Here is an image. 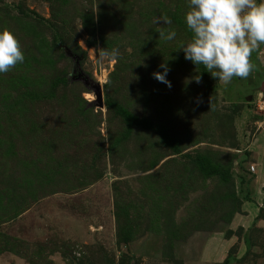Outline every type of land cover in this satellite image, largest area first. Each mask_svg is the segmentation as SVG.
Segmentation results:
<instances>
[{
	"label": "rangeland",
	"instance_id": "1",
	"mask_svg": "<svg viewBox=\"0 0 264 264\" xmlns=\"http://www.w3.org/2000/svg\"><path fill=\"white\" fill-rule=\"evenodd\" d=\"M186 11L0 0L25 55L0 74V264H264V44L225 85L179 50Z\"/></svg>",
	"mask_w": 264,
	"mask_h": 264
},
{
	"label": "clouds",
	"instance_id": "2",
	"mask_svg": "<svg viewBox=\"0 0 264 264\" xmlns=\"http://www.w3.org/2000/svg\"><path fill=\"white\" fill-rule=\"evenodd\" d=\"M154 23L171 25L172 20L163 16ZM185 23L191 31L190 42L181 44L184 58L197 65H204L207 72L225 85L233 78L247 79L254 69L252 53L264 44V0H188ZM165 41L176 38L174 29L159 31ZM95 56V50H93ZM99 57L118 60V49L99 50ZM25 55L16 34L8 28H0V74L8 73L22 64ZM154 78L169 87L166 79L170 70L166 64ZM197 83L200 76L195 77ZM79 255V253H77Z\"/></svg>",
	"mask_w": 264,
	"mask_h": 264
},
{
	"label": "trees",
	"instance_id": "3",
	"mask_svg": "<svg viewBox=\"0 0 264 264\" xmlns=\"http://www.w3.org/2000/svg\"><path fill=\"white\" fill-rule=\"evenodd\" d=\"M255 64H256V65H255L256 67H255V70H254V71L260 74V72L262 71V68L260 67L259 64L257 65L256 61H255ZM256 68H257V69H256ZM260 75H261V74H260ZM225 262H226V261H225Z\"/></svg>",
	"mask_w": 264,
	"mask_h": 264
}]
</instances>
